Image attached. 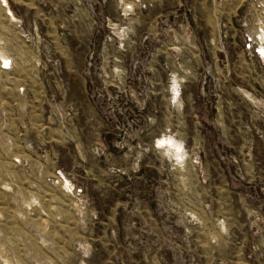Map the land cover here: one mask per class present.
Wrapping results in <instances>:
<instances>
[{
	"label": "rangeland",
	"instance_id": "rangeland-1",
	"mask_svg": "<svg viewBox=\"0 0 264 264\" xmlns=\"http://www.w3.org/2000/svg\"><path fill=\"white\" fill-rule=\"evenodd\" d=\"M5 3L0 264H264V0Z\"/></svg>",
	"mask_w": 264,
	"mask_h": 264
},
{
	"label": "clouds",
	"instance_id": "clouds-1",
	"mask_svg": "<svg viewBox=\"0 0 264 264\" xmlns=\"http://www.w3.org/2000/svg\"><path fill=\"white\" fill-rule=\"evenodd\" d=\"M155 147L158 149L169 148L173 149L176 154V160L179 161L180 156L184 153V146L182 142L176 141L174 138L167 137L159 139L155 142ZM169 153H166L168 155Z\"/></svg>",
	"mask_w": 264,
	"mask_h": 264
},
{
	"label": "bare ground",
	"instance_id": "bare-ground-1",
	"mask_svg": "<svg viewBox=\"0 0 264 264\" xmlns=\"http://www.w3.org/2000/svg\"><path fill=\"white\" fill-rule=\"evenodd\" d=\"M3 5H6L5 0H0ZM10 13V11L7 10V13ZM262 55H264V50H261Z\"/></svg>",
	"mask_w": 264,
	"mask_h": 264
}]
</instances>
